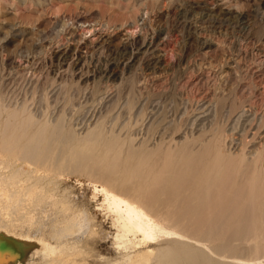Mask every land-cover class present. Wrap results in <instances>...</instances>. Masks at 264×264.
<instances>
[{"label":"rangeland","instance_id":"rangeland-1","mask_svg":"<svg viewBox=\"0 0 264 264\" xmlns=\"http://www.w3.org/2000/svg\"><path fill=\"white\" fill-rule=\"evenodd\" d=\"M0 104L77 130L107 118L137 147L220 135L238 177L247 156L264 172V0H0ZM2 153L0 264H264V238L164 226L141 191L108 198L85 168L36 174ZM132 209L150 225L130 230Z\"/></svg>","mask_w":264,"mask_h":264},{"label":"bare ground","instance_id":"bare-ground-1","mask_svg":"<svg viewBox=\"0 0 264 264\" xmlns=\"http://www.w3.org/2000/svg\"><path fill=\"white\" fill-rule=\"evenodd\" d=\"M88 44L92 46L89 42ZM152 45L149 40L144 48H151ZM123 46L125 49L127 43ZM0 105V149L6 155L13 154L18 160L33 164L35 169L34 166L31 167L36 174L64 167L74 169L79 167V170L85 168L96 182L102 183L100 186L104 188L108 198L116 193L127 200V196L139 195L138 193L143 192L141 195L150 199L151 207L156 211L153 216L164 226L187 228L192 225L207 238L216 235L219 231H223L220 236L226 239L264 238V172L257 174L250 159L252 157L247 156L242 160L245 165L240 169V177H238L236 166H231L233 162L223 152L220 135L208 142L206 138L205 141L182 145L156 147L155 144V147H149V144H143L137 147L134 139L126 133L123 137L121 131L119 134L112 130L113 128H108L104 123L107 118L95 122L93 127L87 129L84 127L85 124L83 130H77L72 125L66 124L62 115L51 122L49 119L34 120L29 114L20 115L22 117L18 116L17 119L13 118L18 114L17 112L7 113L2 109V104ZM250 154H254V151ZM25 164L23 165L22 162L14 164L15 166L8 169L6 174L10 177L21 172L19 168L25 167ZM31 167L26 168L31 169ZM27 172L31 173L32 170ZM95 186L97 188L98 183H95ZM142 210L141 214L145 211ZM82 214L75 217L73 215L72 218L69 216L74 219L73 224L79 225L78 223L85 222L86 215ZM126 214L130 222V230H134L131 224L135 225L139 219L147 226L153 218H146L135 209L127 211ZM229 220L237 224L230 232H225L224 228ZM123 224H127V221ZM137 230L139 231V228ZM254 242L256 241L251 243ZM249 250L250 247L244 245L235 248L234 252L246 254ZM254 252L252 255L255 254ZM205 255L206 253L200 255L196 253L190 264H198L200 258H203L205 264L207 262L222 264L218 261H210ZM255 262L259 264L256 260Z\"/></svg>","mask_w":264,"mask_h":264}]
</instances>
